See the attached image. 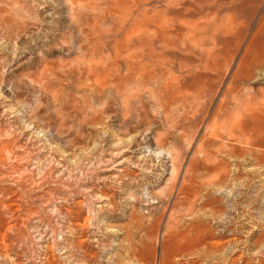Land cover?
Segmentation results:
<instances>
[{
    "label": "rangeland",
    "instance_id": "rangeland-1",
    "mask_svg": "<svg viewBox=\"0 0 264 264\" xmlns=\"http://www.w3.org/2000/svg\"><path fill=\"white\" fill-rule=\"evenodd\" d=\"M0 264H264V0H0Z\"/></svg>",
    "mask_w": 264,
    "mask_h": 264
}]
</instances>
